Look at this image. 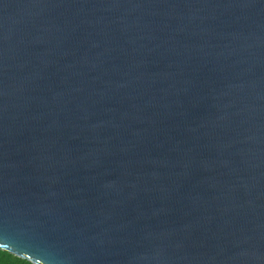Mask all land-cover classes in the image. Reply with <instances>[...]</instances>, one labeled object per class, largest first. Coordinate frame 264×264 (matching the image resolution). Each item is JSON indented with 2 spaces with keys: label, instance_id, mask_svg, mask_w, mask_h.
Segmentation results:
<instances>
[{
  "label": "water",
  "instance_id": "95a60500",
  "mask_svg": "<svg viewBox=\"0 0 264 264\" xmlns=\"http://www.w3.org/2000/svg\"><path fill=\"white\" fill-rule=\"evenodd\" d=\"M0 242L264 264V0H0Z\"/></svg>",
  "mask_w": 264,
  "mask_h": 264
},
{
  "label": "trees",
  "instance_id": "16d2710c",
  "mask_svg": "<svg viewBox=\"0 0 264 264\" xmlns=\"http://www.w3.org/2000/svg\"><path fill=\"white\" fill-rule=\"evenodd\" d=\"M0 264H34V263L0 249Z\"/></svg>",
  "mask_w": 264,
  "mask_h": 264
},
{
  "label": "snow or ice",
  "instance_id": "6c2138e0",
  "mask_svg": "<svg viewBox=\"0 0 264 264\" xmlns=\"http://www.w3.org/2000/svg\"><path fill=\"white\" fill-rule=\"evenodd\" d=\"M6 245L3 242H0V247H5Z\"/></svg>",
  "mask_w": 264,
  "mask_h": 264
}]
</instances>
